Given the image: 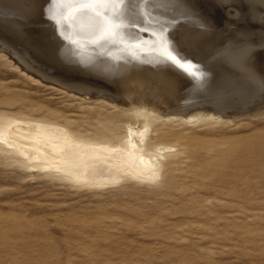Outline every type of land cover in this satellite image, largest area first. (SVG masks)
Masks as SVG:
<instances>
[{"label": "rangeland", "instance_id": "374dc122", "mask_svg": "<svg viewBox=\"0 0 264 264\" xmlns=\"http://www.w3.org/2000/svg\"><path fill=\"white\" fill-rule=\"evenodd\" d=\"M35 1L23 13L16 0H0V25L12 23L0 26L9 43L0 47V118L62 125L87 142H116L127 124L144 130L148 123L146 148L165 150L157 178L99 186L27 169L0 146V264H264V73L249 80L223 72L233 93L210 75L204 87L183 85L200 97L180 108L169 94H146L143 104L157 114L178 115L149 122L115 101L122 91L117 77L105 76L109 67L62 56L66 36L45 23L50 0ZM202 1L201 15L176 6L167 14L180 23L203 17L198 28L211 36L229 37V25L261 29L263 19L253 21L243 0ZM257 30L246 47L264 40Z\"/></svg>", "mask_w": 264, "mask_h": 264}, {"label": "bare ground", "instance_id": "6f19581e", "mask_svg": "<svg viewBox=\"0 0 264 264\" xmlns=\"http://www.w3.org/2000/svg\"><path fill=\"white\" fill-rule=\"evenodd\" d=\"M16 1L15 10L23 13L30 7H34L32 4H37L35 0ZM201 1L123 0V3L116 2L114 6L98 8L88 7L90 0H50V9L44 13L47 15L44 18L46 27H57L66 36L67 40L63 42L62 52L59 51L64 54L62 55L64 58L74 56V59H81L88 65L109 67V74L104 75L117 77L119 80L117 89L122 91L120 96L123 99H115V101L117 100L121 104L129 103L126 105L128 108L126 110H132L134 114L141 115L150 122V118H170L178 115L157 114V109L154 110L155 108L143 104L146 94L156 97L163 95L161 92L169 94L173 104L180 108L179 103H188L200 97L194 91L190 93L187 92L188 90L185 91L183 85L188 84L193 88L197 85L204 87L203 85L208 82L207 78L210 75L211 79L209 78V80L216 82L215 85L222 84L229 89V92L233 93L235 86L229 84L230 81L228 80V82L222 77L223 72L229 71L232 76L234 72H238L249 80L256 78L255 72L264 73V40L255 46L246 47L247 45H245L249 36H255L253 31L257 30V26H243L241 30L239 29L240 25L232 29L229 25L225 28L229 37L219 31L211 36L203 29V17L180 23L177 19L169 18L170 15L167 14V12L175 10L176 6L186 14L201 15L199 7ZM243 2L245 3V12L253 21L259 23L260 19H263L258 24V27L262 25L261 29L256 31V35L260 37L264 33V2L262 0H243ZM42 3L47 4L44 1ZM161 4L166 5L165 9L159 6ZM36 12L38 13L37 10ZM116 17H120V19L117 20ZM10 24L12 23L10 22ZM200 26L203 28H198ZM1 27L0 47L8 48L9 43L6 42L3 32L5 30ZM244 32L248 33L247 36ZM241 35L243 37H240ZM236 41L238 44L234 43ZM227 47L232 49L229 51ZM51 48L52 52L53 47ZM12 51L15 53L13 49ZM245 53L248 55L243 56ZM15 54L18 57L22 56L17 52ZM24 64L26 65V63ZM92 72L95 73V71ZM237 76L238 74L235 78L241 77ZM201 80L202 82H200ZM239 81L236 82L239 83ZM148 88L150 92L147 93L145 90ZM217 88L219 89V87ZM105 93L107 92L103 91L98 95L109 100L114 99L113 96L111 98ZM215 98L217 99L218 96L215 95ZM165 100L167 99L165 98ZM131 101H134L135 104ZM258 110L263 111L264 106ZM183 118L190 119L185 115H182ZM127 125L126 136L116 142H112V140L87 142L77 138L62 125L56 126L45 121L4 117L0 118V146L8 150L10 154L25 160L27 169L37 168L61 174L74 183H85V185L93 183L104 186L117 183L122 180L121 178H127V176L145 180L157 178L159 176V161L165 148L157 151L146 148L148 145H145V142L148 140L150 124L147 123L146 130H138L133 127L134 125Z\"/></svg>", "mask_w": 264, "mask_h": 264}, {"label": "snow or ice", "instance_id": "6c2138e0", "mask_svg": "<svg viewBox=\"0 0 264 264\" xmlns=\"http://www.w3.org/2000/svg\"><path fill=\"white\" fill-rule=\"evenodd\" d=\"M116 2L123 3V0H90L88 7H98V8H104L109 5L114 6ZM103 19V17H101ZM117 20L120 19V17H116ZM172 59V57H169Z\"/></svg>", "mask_w": 264, "mask_h": 264}]
</instances>
